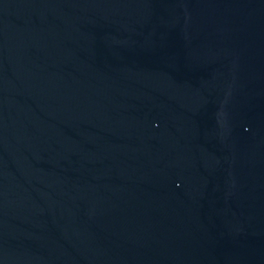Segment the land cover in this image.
I'll return each mask as SVG.
<instances>
[{"label": "water", "instance_id": "water-1", "mask_svg": "<svg viewBox=\"0 0 264 264\" xmlns=\"http://www.w3.org/2000/svg\"><path fill=\"white\" fill-rule=\"evenodd\" d=\"M0 264H264V0H0Z\"/></svg>", "mask_w": 264, "mask_h": 264}]
</instances>
